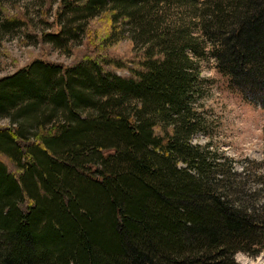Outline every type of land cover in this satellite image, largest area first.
<instances>
[{"label": "trees", "instance_id": "obj_1", "mask_svg": "<svg viewBox=\"0 0 264 264\" xmlns=\"http://www.w3.org/2000/svg\"><path fill=\"white\" fill-rule=\"evenodd\" d=\"M61 4V16L94 18L73 63L37 58L0 78V116L15 123L0 128V264H239L237 252L257 256L264 161L239 170L234 157L192 141L206 123L198 61L186 49L199 55V28L218 70L264 108V92H255L264 90V0ZM182 8L192 17L179 16ZM170 9L179 17L168 22ZM19 22L27 21L6 16L1 27ZM64 33L41 41L62 46ZM123 36L129 52H108Z\"/></svg>", "mask_w": 264, "mask_h": 264}, {"label": "rangeland", "instance_id": "obj_2", "mask_svg": "<svg viewBox=\"0 0 264 264\" xmlns=\"http://www.w3.org/2000/svg\"><path fill=\"white\" fill-rule=\"evenodd\" d=\"M61 1L0 0V78L26 67L37 58L64 66L73 63L75 56L72 48L82 46L81 40L84 38L82 30L94 18L87 13L71 11L61 16L59 13L63 10ZM176 13V9L167 10L165 19H169V22L175 21L179 16L187 19L192 17V14L186 12V8L180 9L179 16ZM11 15H17L27 22L13 24L10 28L1 27L6 16ZM99 20L98 17L94 24L100 25L97 24ZM60 29L67 32L61 35L62 46L55 45L49 36L47 42L41 41L45 32L55 33ZM193 30L192 34L198 37L194 40L195 47L200 53L195 55L192 49H186V52L198 61L199 94L196 103L205 116L206 130L195 134L192 141L209 144L210 150L216 151L218 156L223 154L222 156L234 157L236 168L239 170L249 163V159L263 162L264 108L257 102L249 101L232 86L230 77L216 67L213 45L199 28ZM130 41L129 37L123 36L107 51L129 52ZM136 50L137 48L135 52ZM255 92L262 93L264 90L256 88ZM14 124L10 117L0 116V128ZM35 129L34 125L29 127L27 134L32 136ZM250 168L256 167L250 164ZM261 168L264 171V166ZM234 258L239 264H264V249L257 256L237 252Z\"/></svg>", "mask_w": 264, "mask_h": 264}]
</instances>
